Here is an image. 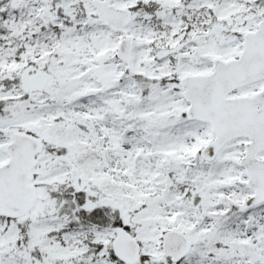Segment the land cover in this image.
<instances>
[{
  "label": "snow or ice",
  "instance_id": "snow-or-ice-1",
  "mask_svg": "<svg viewBox=\"0 0 264 264\" xmlns=\"http://www.w3.org/2000/svg\"><path fill=\"white\" fill-rule=\"evenodd\" d=\"M0 264H264V0H0Z\"/></svg>",
  "mask_w": 264,
  "mask_h": 264
}]
</instances>
